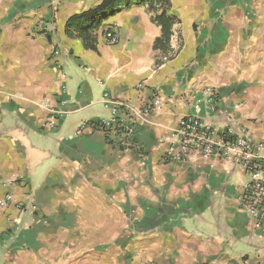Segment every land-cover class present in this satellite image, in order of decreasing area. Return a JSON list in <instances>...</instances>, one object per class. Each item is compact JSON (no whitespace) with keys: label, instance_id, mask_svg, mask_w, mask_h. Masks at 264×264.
<instances>
[{"label":"crops","instance_id":"1","mask_svg":"<svg viewBox=\"0 0 264 264\" xmlns=\"http://www.w3.org/2000/svg\"><path fill=\"white\" fill-rule=\"evenodd\" d=\"M102 1L0 0V203L13 195L0 207V264H264V240L241 208L244 169L166 162L159 143L208 86L219 111L203 108L206 123L264 141V0H170L179 52L160 67L162 32L145 6L106 20L97 52L67 37L68 19ZM110 28L115 45L104 38ZM140 83L164 101L137 125L140 153L80 131L110 116L107 93L146 101ZM50 108L64 114L54 130ZM31 204L37 212L20 208Z\"/></svg>","mask_w":264,"mask_h":264},{"label":"built area","instance_id":"2","mask_svg":"<svg viewBox=\"0 0 264 264\" xmlns=\"http://www.w3.org/2000/svg\"><path fill=\"white\" fill-rule=\"evenodd\" d=\"M104 38L110 45L119 42V35L114 28L108 29ZM61 54L60 49H55L52 55L58 58ZM62 76L65 77L66 73L62 72ZM137 89L148 91L146 101L137 104L107 93L103 98V105L110 116L85 122L80 131L86 127L101 131L115 148L140 153L142 147L137 141V125L148 123L153 115L164 108V101L158 92L150 89L145 83L138 84ZM201 94L202 96H192V109L195 112L182 117L177 128L169 136L159 140L160 144L167 146L164 159L166 162H180L190 161L194 157L215 158L243 168L248 180L240 200L241 208L254 221L255 229L264 240V141L254 139L242 127L227 125L221 129L206 123L199 114L203 108L208 116L218 114V94L215 88L210 86L205 87ZM49 113L45 127L57 129L64 114L56 108H50ZM11 201L13 195L7 194L0 207H6ZM20 208L38 211L35 204L20 205Z\"/></svg>","mask_w":264,"mask_h":264},{"label":"trees","instance_id":"3","mask_svg":"<svg viewBox=\"0 0 264 264\" xmlns=\"http://www.w3.org/2000/svg\"><path fill=\"white\" fill-rule=\"evenodd\" d=\"M135 5L145 6L152 21L161 28L162 34L154 43V50L159 54L157 67H160L164 62L174 59L179 52L172 49L171 40L175 26L181 21L170 14V0H103L96 8L71 16L66 23V35L81 40L85 49L97 52L98 32L103 23L121 10H128Z\"/></svg>","mask_w":264,"mask_h":264}]
</instances>
